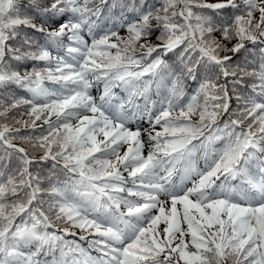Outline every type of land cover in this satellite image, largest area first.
<instances>
[{
	"label": "snow or ice",
	"instance_id": "snow-or-ice-1",
	"mask_svg": "<svg viewBox=\"0 0 264 264\" xmlns=\"http://www.w3.org/2000/svg\"><path fill=\"white\" fill-rule=\"evenodd\" d=\"M0 162V264H264V0H0Z\"/></svg>",
	"mask_w": 264,
	"mask_h": 264
},
{
	"label": "trees",
	"instance_id": "trees-1",
	"mask_svg": "<svg viewBox=\"0 0 264 264\" xmlns=\"http://www.w3.org/2000/svg\"><path fill=\"white\" fill-rule=\"evenodd\" d=\"M19 2H20L21 4H27V3L29 2V0H19ZM95 2H96V3H99V0H95ZM112 2H113V0H109V3H110V4H111ZM120 2H123V3H126V4H131V3L133 2V0H120ZM135 2H136L137 4H139V3H140V0H135ZM160 2H161V0H148V3H149V4H153V3H155V4L159 5ZM125 11H127V10H125ZM120 14H121V9H120V8H113V9H111L110 11H109L108 9H105V10H104V14H103V17H102V21H101V22L104 23L105 26H109V25H111V23H112L113 20H119V19H120ZM127 15H128L129 17H131L132 14H131V13H127ZM25 32L28 33V35H30V36L33 35L32 31H31L30 29H22V33H21V35H23V33H25ZM119 35H120L121 37H126V36L128 35V33H127L126 29H121ZM85 38H86V39H89L87 36H86ZM90 42H91V41H90V39H89V43H90ZM52 51H53V54H55V51H54V50H52ZM114 51H115V50H113V52H114ZM223 54H224V53H221V55H223ZM229 54H230V53H229ZM31 63H32L31 61L27 62V64H26L25 66L30 68ZM20 70H21V72L23 73V71H24V67H22ZM44 84H45L46 87H49V88L57 87V85H55L54 82H52V81H48V80H45V81H44ZM13 87H14V86H13ZM16 91H17V94H18V95L25 96L26 98L28 97V94H27L26 92H24L23 90L17 89ZM91 91H92V94H93L94 96L98 95V92L96 91L95 88H93ZM116 91L119 92L120 90L117 89ZM121 94H122V93H121ZM153 95H154V97H155V93H153ZM231 104H232V107H233V108L236 107V102H235V99H234V98H233ZM17 119L27 120L28 117H27V116L17 117ZM51 119L54 120L55 117L53 116V117H51ZM193 119H198V116H197V117H193ZM9 123H11V121H9ZM18 126H19V125H18ZM133 127H134V128H135V127H139V128H142V129L148 127L147 116H145L144 120H138V121H136V123L134 124ZM42 128L46 130V129H47V125H43L41 121H37V127H36L35 130H33L32 128H28V129H23V131L27 132L29 135H31V134L33 133V131L35 132V135H40V134H41V129H42ZM157 130H159V129H157ZM45 134H46V133H45ZM144 139H145V142H146V141H147V134H144ZM23 146L26 147V148H28V150L31 152V147H30V145L25 144V145H23ZM219 146H220V144H219V142H218V143H217V147H219ZM53 147H55V146H53ZM146 154H147V149H146ZM34 155H35V157L38 159L40 153L37 152V153H34ZM3 163H4V162H0V170H3ZM199 166H200V167H203V159H202V158H201V160L199 161ZM45 171H47V169H45ZM124 175L127 176L126 173H125ZM233 183H236V182H233ZM185 227H186V225H185ZM74 231H76V233H77L76 236L68 235V236L65 237V238H66L68 241H74L75 243L79 244L82 248L86 249V250H87L92 256H93V255H94V256H97V254H99V253H97L95 250L88 249V244H87V242H86V241H81V240L79 239V233H80V230H79V229H74ZM89 239H91V237H89ZM25 251H27V249H25ZM45 258H47V259H51V256L49 255L48 257H41V259H45Z\"/></svg>",
	"mask_w": 264,
	"mask_h": 264
},
{
	"label": "rangeland",
	"instance_id": "rangeland-1",
	"mask_svg": "<svg viewBox=\"0 0 264 264\" xmlns=\"http://www.w3.org/2000/svg\"><path fill=\"white\" fill-rule=\"evenodd\" d=\"M213 2H214V0H213ZM99 137V139H103V137L102 136H98ZM145 140V139H144ZM144 155H146L145 154V152H144ZM185 227V226H184ZM99 254H97V256H98ZM94 256V255H93Z\"/></svg>",
	"mask_w": 264,
	"mask_h": 264
}]
</instances>
